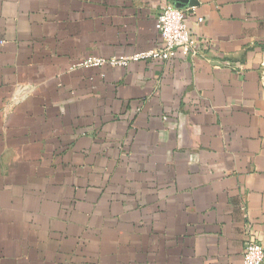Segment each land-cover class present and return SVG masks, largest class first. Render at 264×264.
Here are the masks:
<instances>
[{
  "label": "crops",
  "instance_id": "crops-1",
  "mask_svg": "<svg viewBox=\"0 0 264 264\" xmlns=\"http://www.w3.org/2000/svg\"><path fill=\"white\" fill-rule=\"evenodd\" d=\"M164 1L0 0V264L264 246V0H169L197 55L81 65L160 45Z\"/></svg>",
  "mask_w": 264,
  "mask_h": 264
},
{
  "label": "built area",
  "instance_id": "built-area-1",
  "mask_svg": "<svg viewBox=\"0 0 264 264\" xmlns=\"http://www.w3.org/2000/svg\"><path fill=\"white\" fill-rule=\"evenodd\" d=\"M188 9L178 7L171 1L166 0L158 9L155 28L161 40L147 50L134 52L128 55L111 56L109 58L89 56L81 65L125 67L130 62L139 61H168L174 57L176 51L185 57H193L198 54L197 40L193 26L187 23ZM203 18H197L201 23ZM264 246L256 238L250 237L244 244L243 264H263Z\"/></svg>",
  "mask_w": 264,
  "mask_h": 264
},
{
  "label": "water",
  "instance_id": "water-1",
  "mask_svg": "<svg viewBox=\"0 0 264 264\" xmlns=\"http://www.w3.org/2000/svg\"><path fill=\"white\" fill-rule=\"evenodd\" d=\"M177 6V5H176ZM178 7H180V6H178Z\"/></svg>",
  "mask_w": 264,
  "mask_h": 264
}]
</instances>
